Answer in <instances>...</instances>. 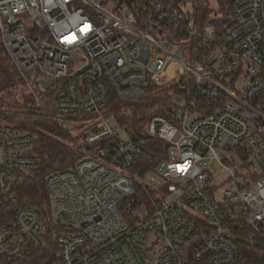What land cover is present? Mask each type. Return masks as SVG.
<instances>
[{"label":"built area","instance_id":"1","mask_svg":"<svg viewBox=\"0 0 264 264\" xmlns=\"http://www.w3.org/2000/svg\"><path fill=\"white\" fill-rule=\"evenodd\" d=\"M188 2L0 0L13 65L26 81L53 82L35 102L86 127L82 158L47 178L49 224L14 194L42 166L37 137L0 118V264H241L244 245H264V0H229L220 31L197 28ZM175 84L168 114L149 127L176 151L162 198L139 178L152 169L143 138L110 106ZM206 160L226 188L199 166ZM138 187L153 195L130 225L119 208Z\"/></svg>","mask_w":264,"mask_h":264},{"label":"trees","instance_id":"2","mask_svg":"<svg viewBox=\"0 0 264 264\" xmlns=\"http://www.w3.org/2000/svg\"><path fill=\"white\" fill-rule=\"evenodd\" d=\"M228 2L229 0H189L188 14L196 18L197 28L202 29L207 24H212L220 31L230 21ZM213 3L216 5L214 6ZM14 68L15 66L8 56L0 36V94L10 86H15L18 74ZM176 92H178L176 84L161 89L150 85L146 88L145 95L127 102L125 105L120 104L117 97L114 96L112 106L116 120L123 128H128L140 119L149 120L155 116L165 117L171 104L169 96ZM27 105L30 107L23 108L21 112L14 115L4 114V110H0V117L9 115L6 117H9L14 123H19L17 126L22 130L37 137V152L43 157L42 166L38 170L24 176L20 182L15 184L14 194L19 205L41 210L50 224L54 216L47 188V178L53 172L75 167L82 158V154L67 143L75 140V144H77L79 138L64 128L63 121L55 114L49 115L42 112L33 102L27 103ZM2 107L5 106L0 105V108ZM143 142L146 146L142 155L143 164L148 165L151 159L157 163L165 156L168 148L165 142L149 137L143 138ZM148 192L151 196L153 195V192L138 187L132 197L120 204L119 209L125 220L129 214H134L137 211L139 214L143 204H149ZM48 231V242L52 244L55 234L50 229ZM242 254L241 264H264V245H244Z\"/></svg>","mask_w":264,"mask_h":264},{"label":"rangeland","instance_id":"3","mask_svg":"<svg viewBox=\"0 0 264 264\" xmlns=\"http://www.w3.org/2000/svg\"><path fill=\"white\" fill-rule=\"evenodd\" d=\"M215 6L216 4L213 3ZM15 72L18 74V78H16L17 82L15 86H10L9 88L5 89L3 93L0 94V105L5 106L0 108V110H4V114H10L14 115L16 113L21 112V109L23 108H29L30 106L27 105V103H34L35 106L41 110L44 113H47L49 115H54V112L52 109H50L51 102L48 99L44 100V103L42 102H35V94L41 95L46 92V89L43 88V86L40 84V77H34L33 79L26 81L19 71L14 68ZM19 81V82H18ZM125 105V104H124ZM179 105L184 107V102H180ZM24 106V107H23ZM112 104L110 106V109L114 110L112 108ZM50 109V110H49ZM9 115H5V117H0L1 119H5L6 122H8L11 125H19V123H14L9 119V117H6ZM196 114H192L190 116V119L196 118ZM84 116H78V117H72L71 119L66 120L65 118H61L62 125L64 128H66L68 131L70 130L72 134L75 137L79 138V141L77 144L74 142H68L67 144L74 149L79 148L80 141L83 138L84 134L86 133L85 131V122L84 121H78L83 119ZM4 125V124H3ZM7 125V123H5ZM149 127H150V119L149 120H137L134 124H132L129 128L130 133H136L139 135L141 138H147L150 136L149 132ZM119 132L122 136V139L129 141L130 140V135L127 134L122 128L119 129ZM73 143V144H72ZM167 151L165 153V156L157 163L150 161L148 164L149 166H152V169L144 171V174H142L139 178L141 182L149 188H153L154 190L157 191V196L165 198L167 194V185L162 177L166 166L168 163L171 161L176 160V151L174 148H170V146H167ZM82 154V153H80ZM43 160V157H42ZM144 159L141 161L142 165ZM201 168L204 170H207L213 178H216V185L221 186L223 182L225 181L224 177V171L222 167L216 162L212 160H206L203 161L199 164ZM142 166H138V171L141 169ZM228 185H222V188H226ZM126 221L128 224L132 225L134 224L137 220H141L140 214L137 212H134V214H129L126 217Z\"/></svg>","mask_w":264,"mask_h":264},{"label":"water","instance_id":"4","mask_svg":"<svg viewBox=\"0 0 264 264\" xmlns=\"http://www.w3.org/2000/svg\"><path fill=\"white\" fill-rule=\"evenodd\" d=\"M53 84V82H44L42 81L41 82V85L44 87V88H47L48 86H51ZM133 140L136 141L137 138L135 137V135L133 136Z\"/></svg>","mask_w":264,"mask_h":264}]
</instances>
